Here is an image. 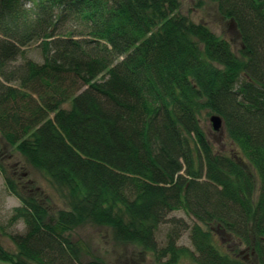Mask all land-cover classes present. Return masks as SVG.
<instances>
[{"label": "trees", "instance_id": "16d2710c", "mask_svg": "<svg viewBox=\"0 0 264 264\" xmlns=\"http://www.w3.org/2000/svg\"><path fill=\"white\" fill-rule=\"evenodd\" d=\"M210 1L239 56L180 0H0V136L67 200L51 216L1 170L20 202L7 225L25 229L8 235L14 253L0 244V261L103 264L71 238L91 225L163 264H247L214 228L264 264V0ZM72 20L85 33H70ZM34 44L40 63L25 55ZM202 111L222 119L235 152L213 149ZM176 211L193 220L195 254L178 246L188 228Z\"/></svg>", "mask_w": 264, "mask_h": 264}, {"label": "rangeland", "instance_id": "374dc122", "mask_svg": "<svg viewBox=\"0 0 264 264\" xmlns=\"http://www.w3.org/2000/svg\"><path fill=\"white\" fill-rule=\"evenodd\" d=\"M180 14L186 16L194 23H204L218 37L229 40L232 43L233 50L239 56L240 46L239 34L235 31L233 24L223 19L218 11L217 4L210 0H180ZM66 29L70 33L84 32L85 27L79 20H72L66 24ZM25 55L37 63L41 62V56L36 45H31L26 49ZM215 115L208 111H202L199 120L201 127L205 131L207 138L213 149L223 154L235 152V146L228 140L224 128L214 131L210 118ZM1 170L6 173L20 186L30 184L28 191H32L35 196L48 209L51 216L58 210L67 209L66 193L54 185L44 174L35 170L25 159L17 153L12 147L7 145L0 136V244L2 247L14 253L15 246L11 243L8 235L21 233L25 226L22 221H18L13 226L7 225V220L12 214L14 208L20 206V202L9 195L5 187V182ZM27 188V187H26ZM170 218L182 220L187 224V230L184 231L178 240V246L187 248L195 254L194 248L189 237V229L193 220L189 219L183 211H176L169 215ZM203 227V226H202ZM169 224L161 225L156 234L159 247L164 246L165 236L169 230ZM213 239L222 250L234 253V257L243 260L247 264H257L250 250L242 245L234 243L229 236L220 235L213 228ZM72 240L76 241L80 247L83 260L85 262L97 261L103 264H163L152 254H144L141 249L133 244H119L113 239L109 228H101L91 225H84L75 228L71 234ZM231 254V255H232ZM0 264H10L0 261ZM177 264H193L192 260L182 259Z\"/></svg>", "mask_w": 264, "mask_h": 264}, {"label": "water", "instance_id": "95a60500", "mask_svg": "<svg viewBox=\"0 0 264 264\" xmlns=\"http://www.w3.org/2000/svg\"><path fill=\"white\" fill-rule=\"evenodd\" d=\"M210 122L212 123V127L214 131H219L223 126L222 119L217 115H213L210 118Z\"/></svg>", "mask_w": 264, "mask_h": 264}]
</instances>
